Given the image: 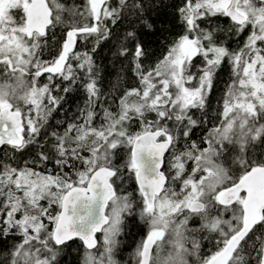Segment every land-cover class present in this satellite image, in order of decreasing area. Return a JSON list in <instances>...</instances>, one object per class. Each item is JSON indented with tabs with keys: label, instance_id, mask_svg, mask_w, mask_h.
<instances>
[{
	"label": "snow or ice",
	"instance_id": "1",
	"mask_svg": "<svg viewBox=\"0 0 264 264\" xmlns=\"http://www.w3.org/2000/svg\"><path fill=\"white\" fill-rule=\"evenodd\" d=\"M161 2L0 0V264L73 245L78 264H264V0H171L179 30L154 58ZM106 46L136 81L118 95ZM74 87L84 106L50 131Z\"/></svg>",
	"mask_w": 264,
	"mask_h": 264
},
{
	"label": "trees",
	"instance_id": "2",
	"mask_svg": "<svg viewBox=\"0 0 264 264\" xmlns=\"http://www.w3.org/2000/svg\"><path fill=\"white\" fill-rule=\"evenodd\" d=\"M66 2L71 3L72 0H66ZM77 3H80L81 0H76ZM171 0H162L160 6L154 10L151 14L150 21L153 23L154 30L143 29L141 33V37L146 43L149 52L153 54V57H159L165 45L167 44V40L165 37H169L170 33L178 31L179 29L175 27L174 19L171 15L172 9L164 7L166 4H170ZM127 21L124 22L122 28H127ZM138 28L141 25H137ZM97 62L101 66V74L104 75L105 71L107 73V79L109 81L115 82L117 76L121 73L123 68V72L125 75L121 80V86L117 91V95L120 91H123L125 87L134 86L136 83L135 78L132 77L130 71H128V62L126 60H117L112 53L109 51V48L103 47L97 56ZM221 76L224 79H227V72H222ZM42 82H47L46 77L41 78ZM221 85H218V88ZM58 96H63L64 99L61 103V106L57 108L53 113L49 120V130L59 129L62 131L60 124L58 122H66L71 121L72 118L77 114L79 108L83 107L86 100V93L84 92L82 87H74L72 91L67 94L63 92L55 93ZM219 95V92H214L213 99L215 100L216 96ZM215 123V121H213ZM201 133L200 130H197L196 139H199ZM49 167H52L50 164ZM136 185L134 182H129L125 185V188L128 191H133ZM147 232V228L144 222L139 218V216H135V218H128L125 222L124 226V235L120 237L122 241V249L118 255V259L124 261L128 260L132 251L139 241L145 236ZM101 237V234L99 235ZM79 242H77L78 244ZM77 245H73L72 249L67 251V254L62 258V264H78L79 254L75 251ZM211 247V246H208ZM82 251V250H81Z\"/></svg>",
	"mask_w": 264,
	"mask_h": 264
},
{
	"label": "water",
	"instance_id": "3",
	"mask_svg": "<svg viewBox=\"0 0 264 264\" xmlns=\"http://www.w3.org/2000/svg\"><path fill=\"white\" fill-rule=\"evenodd\" d=\"M99 235H100V233L97 234L98 238H99Z\"/></svg>",
	"mask_w": 264,
	"mask_h": 264
},
{
	"label": "flooded vegetation",
	"instance_id": "4",
	"mask_svg": "<svg viewBox=\"0 0 264 264\" xmlns=\"http://www.w3.org/2000/svg\"><path fill=\"white\" fill-rule=\"evenodd\" d=\"M146 235V234H145Z\"/></svg>",
	"mask_w": 264,
	"mask_h": 264
}]
</instances>
